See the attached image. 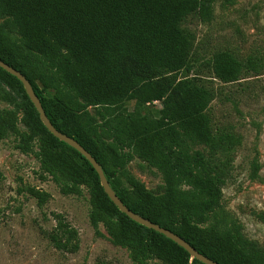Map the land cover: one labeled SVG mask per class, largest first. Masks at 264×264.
I'll return each mask as SVG.
<instances>
[{
	"label": "trees",
	"instance_id": "16d2710c",
	"mask_svg": "<svg viewBox=\"0 0 264 264\" xmlns=\"http://www.w3.org/2000/svg\"><path fill=\"white\" fill-rule=\"evenodd\" d=\"M214 0H0V59L31 83L52 125L74 138L100 164L111 188L134 213L171 230L219 264H264V247L220 204L222 186L240 138L213 129L206 112L213 90L191 74L193 35L189 14L212 18ZM17 35V36H16ZM214 78L236 81L257 70L220 50L206 61ZM38 83L41 85L39 86ZM3 84L22 97L23 124L14 110H0V140L33 152L42 174L62 194L89 193V217L102 220L109 240L128 250L135 264H204L173 240L131 220L104 192L98 174L76 149L41 122L21 81L0 67ZM3 99L11 101L8 94ZM161 101L155 115L129 110ZM90 107L94 112L90 111ZM39 140L38 150L33 141ZM224 156V158H221ZM134 158L162 175V192L145 188L129 171ZM259 165L252 163L253 177ZM43 205L48 193L29 188ZM264 222V211L257 213ZM59 217V215H57ZM57 249L75 251L76 230L62 220L50 234Z\"/></svg>",
	"mask_w": 264,
	"mask_h": 264
},
{
	"label": "rangeland",
	"instance_id": "374dc122",
	"mask_svg": "<svg viewBox=\"0 0 264 264\" xmlns=\"http://www.w3.org/2000/svg\"><path fill=\"white\" fill-rule=\"evenodd\" d=\"M6 18L0 14V22ZM182 25L193 35L191 74L214 93L206 110L212 128L240 138L220 204L242 225L247 238L264 247V222L257 216L264 211V0H214L211 20L201 21L192 13ZM220 50H228L244 62L252 58L258 69H246L238 80L223 83L206 64ZM5 93L11 101L3 99ZM21 102L19 94L0 85V110H14L17 127L27 130ZM126 106L155 115L162 103L155 100L142 105L132 99ZM90 111L94 109L90 107ZM16 143L13 134L0 140V264H135L126 248L109 240L102 220L91 221L87 188L82 187L80 196L62 194L55 182L42 174L35 154L21 152ZM32 144L33 150H38V138ZM254 161L259 171L253 177ZM127 168L146 189L162 192V175L155 168L138 158ZM29 188L48 193L46 202L39 206ZM59 220L76 230L77 240L71 241L78 242L75 251L57 249L51 241L49 236ZM148 264L165 263L152 258Z\"/></svg>",
	"mask_w": 264,
	"mask_h": 264
},
{
	"label": "water",
	"instance_id": "95a60500",
	"mask_svg": "<svg viewBox=\"0 0 264 264\" xmlns=\"http://www.w3.org/2000/svg\"><path fill=\"white\" fill-rule=\"evenodd\" d=\"M0 67L2 69H4L5 71H7L8 73L14 75L15 77H17L21 81L28 98L30 99V101L34 105L36 111L38 112L39 118H40L41 122L43 123V125L46 127V129L53 136H55L57 139L65 142L69 146L76 149L80 154H82L90 162V164L92 165V167L95 169L96 173L98 174L99 181H100V184H101L104 192L107 194L109 199L116 205V207L118 208L119 211L126 214L131 220L135 221L136 223L141 224L147 228L153 229V230L163 234L167 238L173 240L179 246L183 247L190 254V256L192 258H196L197 260H199L200 262H202L204 264H219V263L213 261L212 259L206 257L205 255L199 253L194 247H192L189 243H187L183 238H181L176 233H174L171 230L164 228V227H162L156 223H153L150 220H148V219L134 213L133 211H131L121 201V199L116 195V193L113 191V189L111 188L100 164L96 161V159L83 146H81L74 138L58 131L52 125V123L49 121V119H48V117H47V115H46V113L42 107V104L40 102L39 97L35 93L33 87L31 86V83L29 82V80L21 72H19L15 68L11 67L10 65L5 63L1 59H0Z\"/></svg>",
	"mask_w": 264,
	"mask_h": 264
}]
</instances>
